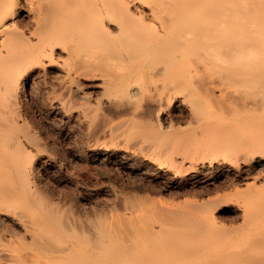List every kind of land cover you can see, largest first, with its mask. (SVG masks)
<instances>
[{
    "label": "bare ground",
    "instance_id": "bare-ground-1",
    "mask_svg": "<svg viewBox=\"0 0 264 264\" xmlns=\"http://www.w3.org/2000/svg\"><path fill=\"white\" fill-rule=\"evenodd\" d=\"M27 97L88 140L114 142L87 145L143 155L167 188L254 180L236 205L242 225L220 223L229 206L210 198L130 195L121 218L82 216L46 185L55 153ZM263 163L264 0H0V257L10 264H264V174L252 176Z\"/></svg>",
    "mask_w": 264,
    "mask_h": 264
},
{
    "label": "rangeland",
    "instance_id": "rangeland-1",
    "mask_svg": "<svg viewBox=\"0 0 264 264\" xmlns=\"http://www.w3.org/2000/svg\"><path fill=\"white\" fill-rule=\"evenodd\" d=\"M24 103L31 124L40 132L42 141L49 143L48 147L53 151V154L55 153L54 163H49L50 166L48 164V173L44 175L46 185L51 191L54 190L51 193L58 194L60 192L68 205L70 204L71 208H75L76 212L82 213V216L83 214L88 215L89 213V215H92L97 212L101 215L105 213L114 219L121 218L125 213L124 201L127 197H131L130 195H148L153 198L164 197L171 200L186 198L208 200L210 198L216 200L215 206L219 204L229 206V209L220 211L217 214V220L220 223L227 227L242 225L243 216L236 209V205L243 204L245 196L241 192L245 190L247 183H253L254 180L241 182L233 176L222 177L221 180L216 177L211 180L212 183L206 186L195 184L184 189L167 188L165 186L167 182L162 181L154 171L151 172L152 169L144 164L143 155L134 156V153L129 154L128 152L126 154L114 150L108 152L103 148L101 149L102 146L96 147L94 142L87 145L91 139L88 140L84 135L85 133H81L82 130H79L80 127L78 128L75 122L76 127L73 121H70L71 123L67 122L68 119L57 112L38 111V107L29 97L25 99ZM175 121L185 123L182 119H176ZM153 123L158 124L154 120ZM70 125L71 127L74 125V128H69ZM97 138L100 139L98 143L104 142L105 146L110 145V149H112L114 142L108 135L105 136V134L100 133L99 136L93 137L91 141ZM125 139H127V136L124 135L118 140L125 141ZM166 164L169 163L166 162ZM262 166L253 171L252 176L256 177L259 174H264V163ZM72 177L77 178L74 181ZM205 178H202L204 179L202 181L208 179L207 176ZM159 181H162V183ZM262 184L264 183L259 182L257 186ZM93 211L95 212L93 213ZM9 262L6 257H0V264H10Z\"/></svg>",
    "mask_w": 264,
    "mask_h": 264
}]
</instances>
